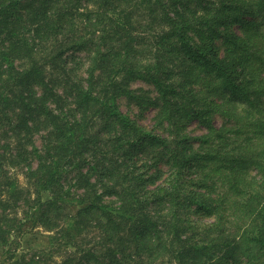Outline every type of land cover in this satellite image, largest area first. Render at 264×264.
<instances>
[{"label":"trees","instance_id":"16d2710c","mask_svg":"<svg viewBox=\"0 0 264 264\" xmlns=\"http://www.w3.org/2000/svg\"><path fill=\"white\" fill-rule=\"evenodd\" d=\"M56 256L264 264V0H0V264Z\"/></svg>","mask_w":264,"mask_h":264},{"label":"rangeland","instance_id":"374dc122","mask_svg":"<svg viewBox=\"0 0 264 264\" xmlns=\"http://www.w3.org/2000/svg\"><path fill=\"white\" fill-rule=\"evenodd\" d=\"M242 29H243V27L239 24L234 26V30L239 32V33H242ZM134 87H136V88L144 87L145 89H148L151 92L154 91L153 86H151L147 83L141 82V81L136 82L134 84ZM152 93H155V91ZM120 109L124 113L130 115L135 120L139 121L140 124L144 125L145 127H148L151 130L157 129L156 118H155L156 113H157V109L152 108V107L142 108L141 106L131 102L126 97L121 98ZM221 122H222V119H220L218 121V123H221ZM188 131H190V133L192 135H199V134H202L203 129L199 125L194 124L188 129ZM41 141H42V139L39 137L37 143L41 144ZM139 157H140V161L141 160L143 162L145 161L143 155L140 154ZM150 162H154V160L150 161ZM166 169H167V166L165 164H163L162 161H160L157 165L150 167L149 172L158 174L160 171H165ZM19 182L21 184L24 183V176H22V175L19 176ZM47 237H48L47 231H45L42 228H34V229L30 230L29 232H26L24 238H25V241H27L28 243L26 242L23 245H21L20 252L26 253L27 258H29L32 255V251H31L32 247L33 248H43L48 244V238ZM29 248L31 249L30 251H29ZM53 260H54L53 264H55L56 260L57 261L60 260V256L54 257ZM3 264H8V263H3Z\"/></svg>","mask_w":264,"mask_h":264}]
</instances>
